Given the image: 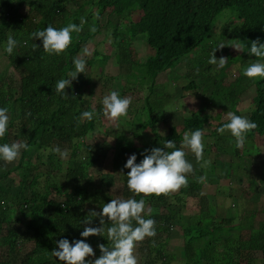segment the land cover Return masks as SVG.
Returning <instances> with one entry per match:
<instances>
[{
	"label": "trees",
	"instance_id": "trees-1",
	"mask_svg": "<svg viewBox=\"0 0 264 264\" xmlns=\"http://www.w3.org/2000/svg\"><path fill=\"white\" fill-rule=\"evenodd\" d=\"M136 11L139 18L130 21ZM225 13L236 17L231 38L242 45L248 58V63L237 66V74H221L233 62L224 46L215 53L217 58H227L224 65L209 63L212 50L224 45L222 40L229 34L230 27L222 26L219 19ZM70 22L83 23V28L73 32L71 44L58 55L46 52L42 41L30 35L49 23L59 28ZM215 28L219 36L214 35ZM98 34L109 40L108 51L101 53L93 43L92 51L81 57L86 59L85 72L66 89L67 96L57 92L56 82L68 76L74 68L73 58ZM9 35L20 41L11 54L6 51ZM257 37L264 39V0H0V106L9 108L10 117L8 132L0 143L24 140L29 145L16 160L0 161V264H64L51 253L56 241L79 238L89 210L99 211L116 195L144 196V214L156 220V235L136 245L138 264H264V159L257 160L255 172L239 174L251 168L248 162L253 154V145L246 150L242 147L264 135V78L243 74V69L258 59L249 52L251 40ZM205 42L208 44L203 45ZM34 43L40 47H33ZM140 43L152 51L143 61L135 56ZM107 62L111 69H106ZM94 67L105 78L103 90L97 94L90 90ZM123 75L126 83L120 86L118 80ZM160 75L165 77V87L178 80L182 85H173L169 93L164 89L167 100L150 103L146 91L151 86L154 91ZM138 84L146 94L143 102L132 103L128 113L117 120L122 131L106 128L114 136L111 167L107 174L95 177V169H90L103 156L96 154L94 144L86 138L103 125V94L117 85L121 95L133 96ZM251 87L247 117L257 126L247 133L242 146L230 130L218 131L227 118L204 133V153L213 154V159L203 156L200 164H193L186 186L161 194L129 191V169L123 167L129 154L136 152L139 162L144 148L163 147L166 139H174L181 147L185 131L206 130L211 117L208 108L214 111L217 106L225 113L241 115L239 102ZM187 92H194L202 108L195 116L183 115L180 129L168 126L160 116L162 104L172 99V94ZM93 109L92 119L81 118L83 111ZM157 123L163 128L167 125L164 133ZM142 132L146 134L141 136ZM57 147L67 149V157L57 152ZM208 161L214 171L206 169ZM201 176L206 179L201 181ZM216 177L234 182H228L226 188L227 197L237 201L235 211L216 203L209 191L203 193L205 185ZM235 179L239 183L245 180L247 185L238 186ZM246 196L257 199H251L257 204L254 210L244 209L242 199ZM189 199L195 201L193 207L199 203L195 213L188 212ZM93 223L98 224L99 218ZM172 235L181 238L179 242L171 241ZM87 239L97 256L100 243L111 246L106 232L104 237ZM174 244L180 247L182 258L177 257Z\"/></svg>",
	"mask_w": 264,
	"mask_h": 264
},
{
	"label": "clouds",
	"instance_id": "clouds-1",
	"mask_svg": "<svg viewBox=\"0 0 264 264\" xmlns=\"http://www.w3.org/2000/svg\"><path fill=\"white\" fill-rule=\"evenodd\" d=\"M83 23L77 24L70 22L63 27H55L49 23L46 27L33 31L30 35L34 40L42 41L43 49L49 54H60L71 44L73 32H80ZM14 36L9 35L7 39L6 51L13 53L19 45ZM27 43V41H25ZM220 44L214 48L209 56L210 64L223 66L226 57L217 58V48H222ZM235 49H240L241 44L232 45ZM33 47H40L37 43ZM87 52V49H85ZM249 52L254 54L256 59L243 69V74L250 78H264V39L257 37L251 40ZM74 68L69 72L67 77H61L55 85V90L65 96L68 95L66 89L72 86L80 73L86 70V59L80 57L73 58ZM104 114L112 119H118L128 113L132 104V97L121 95L119 90L113 89L102 98ZM93 110H85L81 113V118L92 119ZM228 122L224 123L218 131L224 132L230 130L236 138L238 146H242L247 138V133L257 125L245 115H239L236 112H228ZM9 108L0 106V138L8 132L9 125ZM205 130L202 128L189 129L184 132L181 147L176 146L174 139H166L164 146H153L144 148L140 155L142 159L137 162V153L129 154L124 168L129 169L126 173L127 186L129 191L136 194H161L169 191L178 190L186 186L189 182L188 174L193 171V163L186 158L185 147L190 148L198 158L203 156L205 144ZM29 147L27 141L14 140L12 142L0 143V161L12 162L19 158L22 150ZM63 157H67L68 150L61 151L59 147L55 149ZM123 173V169L121 170ZM201 181L206 179L205 176L199 178ZM147 205L144 196L136 199L135 196L122 198L116 195L104 203L101 209H90L85 217V226L80 233L79 238L69 239L62 237L56 241V247L51 253L63 261L64 264H138V257L135 254V248L138 242L143 241L146 237L156 235V220L154 217L145 215ZM94 218H99V223L94 224ZM107 221H112L107 224ZM107 233L111 246L107 243L98 245L100 255L90 241L87 239L93 235L103 236Z\"/></svg>",
	"mask_w": 264,
	"mask_h": 264
},
{
	"label": "rangeland",
	"instance_id": "rangeland-1",
	"mask_svg": "<svg viewBox=\"0 0 264 264\" xmlns=\"http://www.w3.org/2000/svg\"><path fill=\"white\" fill-rule=\"evenodd\" d=\"M130 7H134V4ZM139 14H140V12H138V11L134 12L130 16V21H136L139 18ZM219 19H221L220 21H221L222 26H225V24H226L228 27H230L228 30L229 34L226 36V38L224 40H222L224 43V49L227 50L230 54H232L231 59L233 60L234 63L237 61L235 64H233V62H232V66L227 70L224 69L221 72V74L222 75L224 73L225 74H228V73L237 74L236 73L237 66H239V65L243 66L246 63H248V58L245 57L246 55L242 52L241 48L238 50L232 46L236 43L231 38V31L237 25V19H236V17L231 16V14H229V13L222 14ZM231 21H234V22H231ZM218 34H219V31L217 28H215L214 35H218ZM214 39L215 38H212L211 40H214ZM108 41L103 40L102 34H98L95 36L94 40L91 43H89L87 46L84 45L82 47L81 52H79L80 54L77 56L81 58V57L86 56V54L90 53L93 49V43L96 44L95 49L98 48V50L104 54V52L108 51V49H109L108 48L109 47ZM207 44H208V42H205L203 45H207ZM142 45H143V43H140L136 46L135 56L138 59V61H143L145 58H147L148 56H150L152 54V51L148 47H145V45H143V46ZM85 49H87V52L85 51ZM104 65H105L106 69L112 68V67H108V62ZM90 69H88V70H90ZM182 70L184 71V68H182ZM115 71L118 73V69H116ZM99 72H100L99 68L94 67L91 69L92 89H90V90H92V91L94 90L95 94L100 93V89L103 90V82L105 81L104 80L105 78L102 77L99 74ZM174 72H176V71L174 70ZM117 73H115V74H117ZM134 73H135V75L137 74L136 71ZM176 73H171V75H174L176 77L177 76ZM170 79H171V77H170ZM164 80H165L164 75H160L157 78V83L155 84L154 91L152 92V89H151L152 86L150 89H148L146 91V94L148 96H151L150 103H153L154 101L157 103V101L160 102V100L161 101L167 100L168 99L167 93L171 92V89L172 90L174 89V88H172V86L173 85H176V86L182 85V81L178 80L177 82L172 81L173 85H168L165 87V85H163ZM118 81H119L118 84L120 86L125 85V83H126L125 82V76L123 75L122 78L119 79ZM99 85H100V87H99ZM109 88L112 89L111 86H109ZM117 88H118V86L115 85V89H117ZM133 88H134L132 90L133 96H131L132 97V103H134L136 105H138V104L140 105L143 102V100H142L143 97L146 94H144L143 92H141V90H139V84ZM164 89L167 93H165ZM252 90H253L252 87L250 89L246 90V92L244 93V97H245L244 99H243V97H241V100L239 102V109H240L241 115L247 116L248 111L251 109L252 100L249 98V96L252 93ZM106 93L108 94L109 92H105L103 95H105ZM135 99H138V100H135ZM213 104L215 106L219 105L216 102H214ZM200 105H201V102L194 95V92H190V93L187 92V93H183L182 95H179L178 93L176 95L172 94V99L167 101L165 104H162L163 107H162L160 116L163 119V121L166 122V124L168 126L169 125H175L178 129H180L181 128V122L183 119L182 116L183 115L184 116L189 115L190 113H192V115H194V113H196V111H199L200 108H202ZM206 111L209 112L210 116H211L208 124L205 125V128H206L205 132L206 133H208L210 130L214 129V127L219 122L225 121V120H227V118L229 119L228 113H225L227 111L224 110L225 111L224 112L222 110V108H220V107L216 106L214 111H211L208 108V109H206ZM118 119H120V117ZM118 119L114 120L111 117H108L105 115L104 119H103V125H101L97 131L91 132L90 135H88L86 138V141L88 143L91 142L94 144L93 148H94V150H96V154L103 156L100 158V160H98L99 163L90 169L91 172H93L95 169V174H94L95 177H97L98 174H100V175L107 174V171H109V168L111 167L110 161H111V158H113V157L111 156L110 149L114 146V136L111 133L107 132L106 128L108 126H114L116 128V130L122 131L124 127H121L117 124ZM158 125L159 124L157 123L156 127H158V129L161 131V133L162 132L164 133L165 130L168 128L167 125H165L164 128H163L162 124L159 126ZM145 134H146V132H142L141 136L145 135ZM204 140H205V138H204ZM245 145L242 147V149L246 150L250 147V145H253V154H251V158H249L251 163L247 161L248 164L251 166V168L248 167L247 169L242 170L239 173L242 175H246V174L250 173V171H252V173L255 172V170L257 169V167H256L257 160L264 159V135L261 138H258L257 141H256V139L254 142L248 141V143H246ZM185 151L187 153L186 158L188 160H190L193 164H200L199 161L201 160V158L203 156H205L207 158V160L213 159L212 158L213 154L206 155L203 152V156L201 158H198L196 156V154L191 151L190 148L185 147ZM105 153H106V157H105ZM211 161H208L206 163V169L208 167H211L212 171H214L215 168L212 167ZM225 167H222V169L220 171L222 174H223V170ZM211 168H209L207 171H209V170L211 171ZM207 171H205V173ZM225 171H226V169H225ZM242 181H241V183H239L238 180L235 179L236 185H238V186L241 184L244 186L247 185L245 180L243 182ZM228 182H231L232 184H234V182L231 180H227V181L221 180L220 181V178L216 177L213 181L210 180V183H211L210 185H205V187L203 189V193L205 191H209L207 193H212L211 196L213 197V200L216 203H218L221 206L224 205V206H228L230 208H234V210L230 211V212H233V211H235V206H236L237 201L234 202L232 199L227 197L228 189L226 187L228 186ZM219 184H222L223 186H219ZM218 186H219V190H217L215 192V190L218 188ZM211 191H213V192H211ZM247 195H249V194H247ZM251 199L255 202L257 200L254 196H251V197L246 196L244 198V200L242 199V201H243L242 205H243L244 209H248V210H254L255 209L257 204L255 202L251 201ZM193 204H195V201L189 199V207L190 208L193 207ZM183 209L187 210V207H184ZM237 209H238V207H237ZM179 239H181V238H177L176 235H172V237H171V241L178 240L177 242H179ZM174 245H175V248L174 247H172V248L175 249L174 251H176L177 257L182 258V253L181 252L179 253V251H181L180 247H176L177 246L176 244H174ZM179 245H180V243H179Z\"/></svg>",
	"mask_w": 264,
	"mask_h": 264
},
{
	"label": "crops",
	"instance_id": "crops-1",
	"mask_svg": "<svg viewBox=\"0 0 264 264\" xmlns=\"http://www.w3.org/2000/svg\"><path fill=\"white\" fill-rule=\"evenodd\" d=\"M193 206H196V205L193 204ZM198 207H199V203L197 204V207L189 208V212H194L195 213L197 211Z\"/></svg>",
	"mask_w": 264,
	"mask_h": 264
}]
</instances>
